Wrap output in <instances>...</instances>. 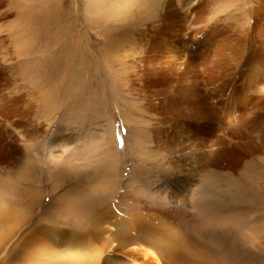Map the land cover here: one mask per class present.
<instances>
[{"label": "rangeland", "instance_id": "1", "mask_svg": "<svg viewBox=\"0 0 264 264\" xmlns=\"http://www.w3.org/2000/svg\"><path fill=\"white\" fill-rule=\"evenodd\" d=\"M125 1L128 10L121 8ZM3 79L7 84L0 83V98L22 94L30 109L23 119H0V128L12 132L11 140L20 133L18 148L40 159L34 180L22 185L41 193L36 204L27 206L14 192L0 189L1 202L30 216L32 223L25 231L43 221L63 229H87L98 213L70 217L61 208V198L74 188L98 198L110 191L114 202L140 199L190 224L182 229L169 218L176 232L162 228V235L186 244L189 251L206 253L213 264H264V147L247 162L244 154L214 170L196 171V163L178 168V160L187 156L137 158L135 138L127 128L143 129V137L160 127L190 126L194 121L187 114L189 107L178 104L189 100L190 93L180 90L190 86L211 93L210 126L215 130L212 137L202 135L212 145L207 147L209 154L219 150V138L239 141L233 126L245 129L250 126L246 119L260 122L264 0H0ZM158 90L163 94L157 97ZM17 121L23 127L15 128ZM206 122L201 126H209ZM261 127L256 125L253 135L262 132ZM23 129H41V137L27 141L21 136ZM189 135H177L178 141L186 139V154ZM109 141L110 148L104 151L102 144ZM142 142L147 143L145 148L155 146L149 137ZM0 167L1 179H14L17 168ZM131 184L139 191L136 198ZM211 210L214 217L201 227V219L211 218ZM157 225L151 224L150 230L159 233Z\"/></svg>", "mask_w": 264, "mask_h": 264}, {"label": "bare ground", "instance_id": "2", "mask_svg": "<svg viewBox=\"0 0 264 264\" xmlns=\"http://www.w3.org/2000/svg\"><path fill=\"white\" fill-rule=\"evenodd\" d=\"M121 8H126L128 10L130 8L128 1H125L121 5ZM248 17L251 22L250 17L252 18L253 16L250 14ZM140 36H142L140 37V39L142 38L143 42V38H145L144 34ZM146 51L147 48L143 47L141 52L145 53ZM148 51H150V48ZM148 62L150 63V61ZM67 66L69 67V65ZM151 74L153 75L152 72ZM0 83L4 85L7 84L6 80L4 79L1 80ZM1 86L2 85H0V87ZM154 87L156 86L154 85ZM143 88L146 91V87L143 86ZM88 89H86L87 91L85 92V96L87 95V97L88 93L90 94ZM133 89H135V86H133ZM180 92H186L188 94L190 93L189 100L187 98H183V101L179 100L178 102L180 103L178 104L179 107H184V105L189 107V110L191 112L187 114L189 115V118L194 122H191L190 126L168 127L169 132L168 130H166V128L160 127L157 129V132L153 134L150 133V135L148 132V136L143 135V137V129H136L133 126H127L128 129L130 128V132L134 135L135 138L133 143V151L134 155H136L137 158L141 157L143 161H149L152 158H155V154H162V158L169 154L181 155V157L187 156L178 160V168H184V166L187 165L188 162L190 163V165L194 164L193 166H195V163L197 164L196 171H203L207 169L212 170L213 167L216 168L218 165L225 166L226 164H228V160L230 158H233L236 161V157H238V159L241 160L240 158L244 154L246 157L244 159H246L247 162L249 158H252L257 153H259L261 148L263 149L264 96L262 97V106L259 109L261 117L258 120L260 122H255L254 119L252 121L246 119L245 124H248L250 126L245 125V129H242L241 126H233L232 132L234 134V137L239 141L233 143L231 139L226 140L219 138L216 140L217 143H219V150H217L215 153L211 152L209 154V151L207 152V147H209L211 143L210 141L205 139V137H212V134H214L215 130L213 129L215 126H210L214 124V106L212 104H208V101L212 99L210 97L211 93H204L205 91H203V89L202 91L198 92L194 86L187 87L186 90H180ZM168 93L169 92L167 90L164 91V94ZM162 94V90H158L156 96L158 97ZM2 97L0 98V119H3L4 122H9V120L15 117L19 120V118H22L23 115L26 114L28 116L30 108L29 104L28 106H26V104L24 103V95L21 94V96H19L15 94L13 96L10 95L4 96L3 98ZM169 103L174 104L173 101ZM148 106L150 109L154 108L153 102L148 101ZM173 107L175 108V106ZM184 114L185 113L183 111L181 116ZM204 119L207 121L205 125L209 126H201ZM256 125L262 126L263 129L262 132L260 130L253 135V128H255ZM0 126H2L1 122ZM16 127L21 128L23 126H20V123L17 121L15 128ZM41 133V129L24 130L21 133V136H23V138L27 141H34V139L36 140L41 137ZM183 134H190L188 137L190 141L187 147V149H190V151L187 154L183 152L185 151L184 145L186 139H183L182 141L177 140V135ZM203 134L205 135V137L202 136ZM10 137H12V132L7 133L5 130H3V128H0V166L4 165V169L6 170H16L17 168V170L14 172V179L0 178V189L3 192L7 190L14 192L17 195V200H19V202L21 201L23 204L27 203V206H33L34 204H36V202H38L37 200L40 199L41 193H39V191L37 190L35 191L26 189L25 187L23 188L22 185L26 180H34L37 173L36 163L39 162L40 159L39 157H33L32 155H30L31 153L28 155L25 150L18 148V145L15 141H17L18 137H20V133L19 136L18 134H16V137H14L16 140H11ZM111 137L112 136L110 135V138ZM146 137L153 139V143L155 146L152 149H150L149 147H143L147 144L146 143L143 145L142 142L143 138ZM8 138H10V140H8ZM63 142L65 144L66 141L63 140ZM52 144L53 143L50 140L48 144L50 148L53 147ZM102 145V147L105 148V151L106 149L110 148V141L109 143L105 142ZM79 152L80 151L77 152L78 155ZM189 171H191V169H189ZM70 176L75 178V176L73 175ZM64 177L65 176H63V178ZM132 185L133 184L130 185L131 188ZM135 187H137V185ZM235 188L238 189L237 186H235ZM132 190L134 192L133 196L136 198L137 195H139V191L132 188L131 192ZM136 193L137 195H135ZM239 193L240 189H238V192L235 195L239 196ZM243 193H245V191H243ZM110 194L111 193L109 191L105 194V196H99L100 198L95 196L91 197L89 196L88 190L74 188L72 191L61 198V208L66 211L70 215V217H83V214L86 215L85 211H95L98 213L96 217L90 219L89 224H87L89 226H86L87 229L85 228L84 230H74L69 228L63 229L43 221L38 223V226L31 228L29 230L30 232H27L25 231L26 227L32 223L30 216L26 214L24 209L13 206L10 203L5 204L0 200V255L2 254L1 260L9 259L8 264H213L214 261L211 262L206 253L199 251L196 252L195 249H191L189 251L188 248H186V244L181 245L180 241L171 240L162 235V228H166L168 230L167 232H176V228H174V225L172 223V225L169 224V218L170 220L172 219L173 221H176V223L179 224L182 229L188 228V225L190 224H187L186 222H179V220L177 221L176 219H178V217L175 216V214L168 212V210L167 212L163 213V211L160 212L159 210H156L157 208L152 205H147L146 203L142 204L140 203V199L138 202L132 197L126 198L124 200L122 198H117V202H114ZM145 197L149 198L150 196H148L147 194ZM139 204H141L142 206ZM213 210H211V214L209 216L211 218L201 219V227H205L207 225V222L212 219ZM228 215L231 214L229 213ZM155 222L159 223L157 227L159 230H161V233H154L152 232V230H150L151 224H154ZM11 236L12 240L10 238ZM13 242H15L16 244L14 245Z\"/></svg>", "mask_w": 264, "mask_h": 264}]
</instances>
